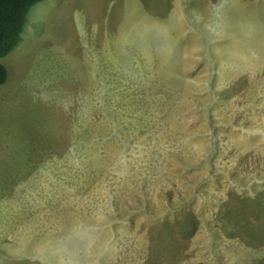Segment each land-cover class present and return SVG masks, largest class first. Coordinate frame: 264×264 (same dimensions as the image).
I'll list each match as a JSON object with an SVG mask.
<instances>
[{
    "label": "rangeland",
    "instance_id": "374dc122",
    "mask_svg": "<svg viewBox=\"0 0 264 264\" xmlns=\"http://www.w3.org/2000/svg\"><path fill=\"white\" fill-rule=\"evenodd\" d=\"M2 62L0 264H264V0H46Z\"/></svg>",
    "mask_w": 264,
    "mask_h": 264
},
{
    "label": "trees",
    "instance_id": "16d2710c",
    "mask_svg": "<svg viewBox=\"0 0 264 264\" xmlns=\"http://www.w3.org/2000/svg\"><path fill=\"white\" fill-rule=\"evenodd\" d=\"M45 1L46 0H0V85H4L8 81V70L2 62V59L11 54L22 42L24 28L27 22V14L31 10V8ZM185 221L186 225L184 226V228H190L191 218L190 220L188 218ZM238 222L241 221L239 220ZM162 226H165L164 223L162 224ZM169 230L170 228L168 229V231ZM253 232L254 231L250 230L251 234H253ZM184 235L186 239H190L193 238L195 233L192 235L191 233L186 232ZM254 236L256 237L252 238H254L255 240H251L253 244H256L257 242V244L262 243L260 242V240L263 239V235L257 237L258 235L256 233V235ZM216 242L217 241L214 242V245L216 244ZM180 245H182V247H180ZM156 246L158 247L160 245H158L157 243ZM251 247L254 249V246ZM185 248V245L182 243L173 245L171 247L172 256L177 259L181 252L184 255H187L185 253ZM230 258H232L231 255ZM262 260L263 259H260L259 261L255 260L254 263L258 261L259 264ZM155 262L156 260H152L153 264H156ZM158 264H162V262L159 260Z\"/></svg>",
    "mask_w": 264,
    "mask_h": 264
}]
</instances>
